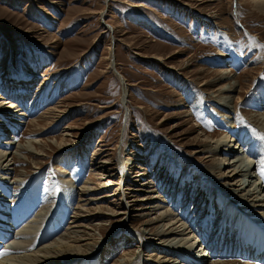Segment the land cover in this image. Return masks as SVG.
<instances>
[{
	"label": "rangeland",
	"instance_id": "1",
	"mask_svg": "<svg viewBox=\"0 0 264 264\" xmlns=\"http://www.w3.org/2000/svg\"><path fill=\"white\" fill-rule=\"evenodd\" d=\"M259 45H264V10L257 8L256 0H0V102L17 105L12 109L14 123L9 121L11 110L10 114L0 111V141L13 136L22 143L46 142L36 144L43 147L41 158L27 156L26 161L14 164L16 171L8 174V180L0 175V187H5L16 172L24 174L23 184L8 187V214L16 223L24 222L26 216L27 224L42 209L62 212L61 197L73 184L67 224L51 235V241L72 220L77 195L96 198L115 193L90 205L102 209L86 222L89 231L96 227L93 239L101 244L96 247L98 258L107 264L124 251H139L140 245V262L133 260L147 264L145 259L157 253L147 233L141 235L144 245L150 246L147 251L143 242L127 239L137 228L154 227L157 223L141 224L154 220L157 211L132 209L128 221L109 214V208L126 200L124 194L129 191L125 188L143 190L140 181L130 179H135V165L144 163L148 188L164 199L163 209L188 222L191 229L192 223L197 230L203 227L207 213L218 210L204 235L207 242L215 239L211 224L220 213L216 201L245 207L235 196L228 198L211 172L219 154L196 152L204 145L197 136L204 133L215 139L227 134L244 151L252 150L249 156L259 163L257 172L264 171V130L260 127L264 47ZM121 76L127 86L123 100ZM232 83L236 86L231 94L235 112L233 118L224 119L225 110L217 105L216 94ZM49 107L56 110L47 114ZM21 111L23 115H17ZM61 137L68 144L59 149L52 139ZM99 160L115 168L111 179H119L118 186H104L110 180L108 174L102 178L96 170ZM36 161L40 168H35ZM86 181L90 183L83 191ZM132 194L127 200L148 193ZM29 200L36 203L24 206ZM145 202L130 204L143 208ZM19 210L26 215H18V222L14 212ZM246 217L254 219L250 223L254 226L256 215L248 210ZM48 223H42L37 235L46 226L47 233L52 232ZM13 227L0 233V242L14 234ZM121 234L120 243L114 244ZM222 259L216 263L254 262L242 256Z\"/></svg>",
	"mask_w": 264,
	"mask_h": 264
},
{
	"label": "bare ground",
	"instance_id": "2",
	"mask_svg": "<svg viewBox=\"0 0 264 264\" xmlns=\"http://www.w3.org/2000/svg\"><path fill=\"white\" fill-rule=\"evenodd\" d=\"M256 5L257 8L264 10V0H256ZM109 49L112 50L111 46L109 47ZM120 79L123 84V100L127 96V86L122 76L120 77ZM19 80L20 79H18L17 81ZM234 86L235 85L233 83L225 84L218 89L216 94V96L219 97V99H217L219 100L217 105L219 104V107L225 110L226 115L224 116V119L233 118V114L235 112L234 105H231V94L236 89V86ZM14 106H16L17 108V105L12 104L11 102H0L1 112H9L10 114L9 110H11V114L9 116L12 119L9 121L12 123H14L15 121L12 116V109L15 108ZM54 109V107H49L47 114L52 113V110ZM18 110L19 109H17L16 111ZM22 112L23 111L18 112L17 115H23ZM49 117L50 115L47 116V118ZM20 122L21 121H18L17 124ZM260 127L264 130V117H262ZM197 137L198 139L199 137L203 138L201 139L202 142H204V145L199 151L196 152H207L210 154L214 153V155L219 154L216 160L213 159L214 162L211 166V172H215V176L218 177L219 181H221V186L224 193L228 196V198L230 196H235L236 200L245 207L243 209H239L236 205L231 206L230 202L227 203V201H223L221 203L216 201L217 207L220 206V213L214 221V224H211L212 226L214 225V230H212L213 233H211V235L213 236L216 233L215 239L207 242L206 240H204V235L205 232L209 230L210 225H208V221L212 217V214L215 215L214 213H217L218 210L212 209L209 213H207V216L205 218L206 222L203 224V227L201 226L202 229L201 227H199L197 230L195 228L197 227V225L195 226V223L192 222L191 229L190 225L187 224L188 222L186 223L185 221L180 220L179 217H177L176 219L172 212L163 209V207L165 206L160 203H163L164 199L160 198L159 194L155 193L154 189L148 188L147 185L150 183V181H145V175L147 173L145 171L146 164L144 163H141L140 166L139 164L135 165L134 168L137 169L135 172H133L135 179L131 180L129 177H126L124 179H130V181L133 182L140 181L141 184L139 185H142L143 190L135 189L132 186L127 187L125 189H127V191L129 192L125 193L124 195L127 200L129 196L131 197L133 195L132 192L143 191L144 193H148L149 195L144 194L142 195V197L134 199L135 201H146L145 203H143L144 207L137 208L134 206V204H130V201L134 200L128 199L126 201L123 199L124 201L119 203V205L115 207L116 209L109 208L110 216H121L119 221H128L130 217H132V209H153L157 211V215L155 216V218H153L154 220H146L141 224L144 225L152 222L157 223L154 227H150L149 229H147V227L137 228L133 232H131L127 239V242L136 241V243H142L143 238L141 235L142 233H147L146 235L151 240V243L149 244L154 250L157 251L156 254L153 252L150 254L151 256H153L151 260L145 259L147 264H217V261L224 262L222 258L229 256H242L249 261H254L253 263L255 264H264V171L260 169L261 171L257 172L259 169V163H257L254 158H250L249 156L253 154V151L250 149L244 151V149L242 148L243 145L240 146L241 144L236 142V139H230L227 134L222 138L219 137L215 139L205 135L204 133L199 134ZM13 139H15V137L11 136V138L8 137L5 138V140L0 141L2 147V149H0V175H4L2 178L7 180L8 174H10L12 171H16L13 165L17 162L22 163L26 161L27 156H35L37 158H41L42 151H44L43 147L42 145L40 147V145L36 144L37 142H39L40 144L46 143L38 139L37 141L35 139V141L28 140L26 143H22L18 139ZM52 141L57 145L59 149L68 144V140L64 139L63 137H61L59 141L54 139H52ZM134 157L139 158V156ZM135 161L136 159L131 164H134ZM34 164L36 166L35 168L41 167L39 166L40 162L38 161L34 162ZM95 167L97 171H100L102 173V178L105 174H108V176L106 177L108 178V180H110L109 182L107 181L109 185L104 183V186H118L119 179H117V181L111 179L115 175V168L112 167L108 161L99 160L98 162H95ZM22 176H24L23 172H16V175H14V177L8 181L9 184L7 183L4 184L5 187H0V233H8L12 229L13 225L16 228L15 229L13 227L16 230L12 231L14 232V234L11 233L13 235L10 236V233L8 235H4V237H10L5 241L0 242V248L10 250L9 255L0 257V264H104L105 262H102L103 260L98 258V252L96 249L97 245L100 247L101 244H99V242H94L95 239H93L96 232V227L89 231L88 223L86 222L93 219V213L102 212V209L99 206L96 208L90 207V205L94 203L93 201L95 199L109 198L111 196H116V194L105 193L99 195L96 198H82L80 195L79 197L77 195L76 204L73 207V209L75 210L74 215L71 216L72 220H69V225L63 233L61 232L62 234L58 236V238L49 241L48 239L51 237V235L54 236L57 234V229H64V227H61L64 226V223L67 224L65 218L68 217V215L66 214L68 212V205H71L72 201L74 200V191H72L74 190V185L70 180H66V183L72 184V186H68L65 189L64 194L62 193L64 196L61 197L64 200H61L63 203L62 209L60 208L62 212L52 214L51 212L49 213L48 210L42 209L38 214L36 213V216H34L35 218H31L33 220L30 219V222L27 221L28 223L26 224V214L24 215V213L19 210L18 214L17 211L14 212V215H17L18 222L20 220L19 216H25L24 222H19V224L16 223V219L15 221H13L14 217L8 214V209L6 208L8 205L6 201V195L10 193L8 187L10 188L11 186V188H14L20 184H23L24 179L21 178ZM88 181H86L85 185L82 186L83 191H85V189L88 187L87 184L90 183H88ZM91 190H93L92 187ZM203 192L205 193V191ZM151 193H153V195ZM37 198L38 194H35L33 200L37 201ZM30 203L33 204L36 202H32L31 200H29L23 205L27 207L30 205ZM23 205H21L20 207L22 208ZM26 207L22 210H25ZM248 210L251 211L253 215H256V220L254 223L255 227L251 225L253 224L251 222H254V219L252 221L246 217V213ZM66 215L67 217H65ZM135 215L141 216L142 214L134 213L133 216ZM44 221L50 222L48 224H51L50 231L52 230V232L47 233V231H49V228L46 226L45 231L42 232L44 233V235L42 233L37 235ZM134 234H137V239ZM245 235H247L249 239L250 237H252L251 241L246 239L247 236ZM2 239L3 237L0 238V240ZM255 239L257 240V242ZM121 240L122 234L120 236H117L114 239L113 243L118 245ZM253 240L255 242H253ZM137 247L139 251H124L122 256L118 257L117 259H113L111 257L112 259L108 261L107 257L105 258V260L108 261L107 264H135V259L133 260V257H135L137 259V262L139 263L142 257V253L140 252V245ZM143 247L147 251L150 246L144 245L143 242ZM197 247H200L199 251H196L197 249L195 250V248ZM212 248L214 250H212ZM207 257L210 259L207 260ZM242 264H251V262H244Z\"/></svg>",
	"mask_w": 264,
	"mask_h": 264
},
{
	"label": "snow or ice",
	"instance_id": "3",
	"mask_svg": "<svg viewBox=\"0 0 264 264\" xmlns=\"http://www.w3.org/2000/svg\"><path fill=\"white\" fill-rule=\"evenodd\" d=\"M259 47H264V45H259ZM10 254V250L9 249H2L0 250V257L6 256Z\"/></svg>",
	"mask_w": 264,
	"mask_h": 264
},
{
	"label": "water",
	"instance_id": "4",
	"mask_svg": "<svg viewBox=\"0 0 264 264\" xmlns=\"http://www.w3.org/2000/svg\"><path fill=\"white\" fill-rule=\"evenodd\" d=\"M117 72V71H116Z\"/></svg>",
	"mask_w": 264,
	"mask_h": 264
}]
</instances>
